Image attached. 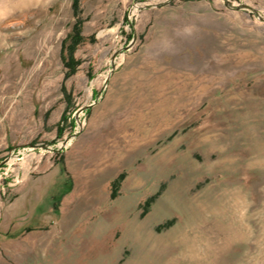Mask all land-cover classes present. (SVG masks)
I'll list each match as a JSON object with an SVG mask.
<instances>
[{
	"label": "rangeland",
	"instance_id": "1",
	"mask_svg": "<svg viewBox=\"0 0 264 264\" xmlns=\"http://www.w3.org/2000/svg\"><path fill=\"white\" fill-rule=\"evenodd\" d=\"M73 2L0 0V264H264V0Z\"/></svg>",
	"mask_w": 264,
	"mask_h": 264
},
{
	"label": "trees",
	"instance_id": "2",
	"mask_svg": "<svg viewBox=\"0 0 264 264\" xmlns=\"http://www.w3.org/2000/svg\"><path fill=\"white\" fill-rule=\"evenodd\" d=\"M73 11L76 17H78L80 12V0H74ZM93 40V39H92ZM85 41V37L82 34V21L79 19L78 22L74 24L72 33L69 35L68 40L65 41L62 47V60L65 68L68 70V75H73L76 73L78 66L81 64L79 60L76 59L75 53L80 46ZM62 170L66 171L65 166H62ZM125 176L121 175L112 182L111 197L114 199L117 197V192L121 187V184ZM154 199H150L145 204V212H148L150 206L152 205Z\"/></svg>",
	"mask_w": 264,
	"mask_h": 264
},
{
	"label": "water",
	"instance_id": "3",
	"mask_svg": "<svg viewBox=\"0 0 264 264\" xmlns=\"http://www.w3.org/2000/svg\"><path fill=\"white\" fill-rule=\"evenodd\" d=\"M241 8H250L249 6H243V7H241ZM135 38V37H134ZM100 96V95H99ZM88 107H91V105L90 106H87L86 108H88ZM85 109V108H84ZM84 109H82V111L84 110ZM78 113H80V112H78ZM79 115V114H78ZM80 125V124H79ZM77 134V133H76ZM67 142H68V140H66V141H64V144H67ZM6 162H7V160H5V161H3L1 164L2 165H4V164H6Z\"/></svg>",
	"mask_w": 264,
	"mask_h": 264
}]
</instances>
